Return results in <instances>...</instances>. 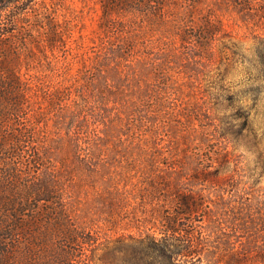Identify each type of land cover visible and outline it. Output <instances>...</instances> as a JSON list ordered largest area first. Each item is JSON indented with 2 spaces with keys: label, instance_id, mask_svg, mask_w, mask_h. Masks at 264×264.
Here are the masks:
<instances>
[{
  "label": "trees",
  "instance_id": "1",
  "mask_svg": "<svg viewBox=\"0 0 264 264\" xmlns=\"http://www.w3.org/2000/svg\"><path fill=\"white\" fill-rule=\"evenodd\" d=\"M102 1L97 58L65 81L59 27L0 0V264H264L237 151L264 129V0ZM83 200L112 218L101 246Z\"/></svg>",
  "mask_w": 264,
  "mask_h": 264
},
{
  "label": "rangeland",
  "instance_id": "2",
  "mask_svg": "<svg viewBox=\"0 0 264 264\" xmlns=\"http://www.w3.org/2000/svg\"><path fill=\"white\" fill-rule=\"evenodd\" d=\"M22 2L24 4H20V7L17 8H24L27 6L33 8L30 16L22 17V23L25 24L23 26L24 28L32 24L34 30L36 29L43 33L46 29V23L48 22L56 24L60 31H62V34L59 36L61 40L64 41V45L59 44L61 45L59 48L61 51L57 52L56 55L61 58V61L58 62L63 63V66L68 67V74L65 81L70 80L74 74L78 73L83 63H85L86 66H89L92 63V59L96 56L95 54L99 49V39L103 35L101 29V17L103 14L104 1L22 0ZM9 12L11 13L12 9L8 10L7 14ZM130 16L131 15L128 14L125 18ZM226 16L232 18L230 14H226ZM231 22L232 20L227 21L230 31L235 29L230 27L233 25ZM141 26L143 27L142 30H144V32H148L150 35L152 34L150 33V31H152V26L149 23L141 24ZM8 28H10V26ZM237 39H240L239 35L237 36ZM243 42L244 47L247 49L251 48V45L253 44L252 39H247ZM35 53L38 54L36 48ZM246 53L251 54V52ZM48 54L51 56V53ZM40 59L44 58L40 56ZM236 81H240V79L235 80L234 87H236ZM200 82L206 93H212L214 84L213 82L211 83L209 75L203 74ZM224 105H228L227 100H225ZM195 128H197V123ZM248 144L249 145L243 141L237 146V151L242 154L243 162L247 171L251 172V174H256L255 176L259 178L261 186L264 187V129L259 130L257 144ZM81 196H84V194H81ZM82 204L83 208H85L86 211H89L87 222H93L92 227L90 228L93 232L98 233V242L101 246L105 240L115 236L113 230L111 231V227L108 224V221L112 218L107 216H101L99 218V214L90 207V203L83 200ZM134 212L135 209L133 203L131 206H125L122 210H117L118 218L120 219L119 224L123 225L131 223ZM132 230L133 233H137V229Z\"/></svg>",
  "mask_w": 264,
  "mask_h": 264
}]
</instances>
